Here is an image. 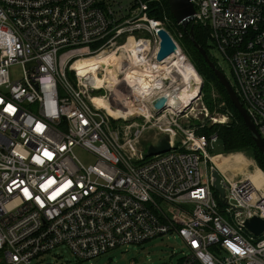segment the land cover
Wrapping results in <instances>:
<instances>
[{
  "label": "built area",
  "instance_id": "2783aa9c",
  "mask_svg": "<svg viewBox=\"0 0 264 264\" xmlns=\"http://www.w3.org/2000/svg\"><path fill=\"white\" fill-rule=\"evenodd\" d=\"M189 1L190 23L205 28L264 143V0ZM161 4L0 0V264H35L58 246L90 260L168 234L188 248L178 264H264V232L254 235L244 226L249 217L264 219L263 174L257 184L220 175V197L203 168L216 135L169 126L163 132L171 148L145 157L134 148L144 126L131 123L121 140L113 116L91 100L99 88L66 68L70 57L113 50L126 88L134 91L138 72L156 83L144 107L153 110L152 100L173 82L155 59L157 31L177 48L153 15ZM125 98L133 105L134 97ZM134 111L118 117H144ZM75 146L93 163H79Z\"/></svg>",
  "mask_w": 264,
  "mask_h": 264
},
{
  "label": "rangeland",
  "instance_id": "374dc122",
  "mask_svg": "<svg viewBox=\"0 0 264 264\" xmlns=\"http://www.w3.org/2000/svg\"><path fill=\"white\" fill-rule=\"evenodd\" d=\"M160 21L164 24L166 30L171 33L167 25H165V21L163 19ZM185 28H182V30H186ZM171 34L177 44L175 51L183 58L180 64L174 63L176 61L175 57H171L169 61L167 60V64L164 63L163 72L167 73L168 77L171 76L173 82L168 88H164V90L159 91V93L171 91L173 92L172 94L175 95L181 88L182 96L172 100V103H170L168 107H165L158 113H154V110L148 107V111L146 112L148 116H132L126 121L118 117L122 116V113H119L118 116L110 117V124L120 132L121 140L126 138L125 133L131 132L134 125L131 123L135 122L137 125L144 126V133L141 134L134 144L136 151L144 152L147 145L155 143L161 135L165 134L163 130H165L167 126L179 132L188 129L196 136L215 134L217 137L216 130L212 129V125H222L227 123L230 119L229 110L212 82H209V80L206 81L205 77L196 70L190 54H188V50L179 45L178 39L181 37L182 32L178 31L175 35H173V33ZM98 44L99 43L90 45V49H94ZM112 51L113 50H111L110 53H112ZM207 51L208 54L215 59L228 82L232 84V77L228 66L222 60L216 49L212 45H209ZM75 53H79V51H74L72 54ZM95 54L96 53L93 55L70 57V60L66 64V68L72 65L78 58L94 56ZM113 62L116 63L115 58ZM168 66L169 68L166 70ZM68 75L70 78H73L71 73ZM109 82V80H106V82H104L106 87L99 88L95 93H91V95L105 97L112 106H114L113 104L116 105L120 99H124L121 102L124 101L127 108L130 107L132 114L135 112L138 113V111H134L136 107L135 101L131 100L133 105H130L131 102L127 103L125 99V97H134L135 92L126 88V86L122 84V81L115 88L109 90V88H107V86L111 84ZM203 83L206 84V88L201 90ZM188 87L192 88L188 90ZM197 91L199 92L197 96H195ZM154 92H156V90H154ZM146 100L147 98L145 97V99H143V101H145L143 102V106L146 105ZM204 127L205 129H202ZM209 151L208 158H205L203 163V168H205L206 171L216 169L219 174L225 178L233 176V178H231L233 180L239 179L245 173L255 171V169L264 175V161L254 158L253 150L249 147L224 151L221 149L220 142L217 139L213 148ZM71 153L82 165H88L94 161V157L89 152L77 146L71 149ZM135 154L138 155V153ZM215 156L225 157L228 168L222 170L221 166L215 163L213 159ZM183 208L189 210V206H183ZM188 252L187 246L178 236L168 234L153 238L141 244H129L115 248L90 260H78L66 247L58 246L50 253L35 259L34 262L35 264H178L179 260L185 254H188Z\"/></svg>",
  "mask_w": 264,
  "mask_h": 264
},
{
  "label": "water",
  "instance_id": "95a60500",
  "mask_svg": "<svg viewBox=\"0 0 264 264\" xmlns=\"http://www.w3.org/2000/svg\"><path fill=\"white\" fill-rule=\"evenodd\" d=\"M166 4L169 15L174 23L179 24L182 28H185L186 25L190 24L193 7L189 0H166ZM186 35L190 39L197 53L201 56L203 62L207 65L217 82L221 85L227 97V100L229 101L233 109L237 112L246 130L251 135V141L253 142V145L264 157V143L254 125L252 124L250 118L246 114L242 104L234 93L231 84L228 82L223 72L218 69L214 62L209 58V55L203 49V47H201L194 41L191 26L186 29ZM157 36L159 38V43L157 52L155 54V59L157 61H161L175 51V45L173 44L170 36L163 29H159L157 31ZM166 83L167 81L164 80V84ZM198 92L199 91H197L195 96H197ZM166 100L167 96L165 95L158 96L152 100L151 105L153 107L154 113H158L165 107H168ZM170 148L171 147L168 144V136L166 134H163L156 140L154 144L147 145L144 151V156L150 157L153 155H158L168 151ZM210 176L212 178L213 189L218 193L220 197H222L224 190L222 178L219 172L216 169H213L210 172ZM244 226L254 235H260L262 232H264V219L258 216L249 217L245 220Z\"/></svg>",
  "mask_w": 264,
  "mask_h": 264
},
{
  "label": "trees",
  "instance_id": "16d2710c",
  "mask_svg": "<svg viewBox=\"0 0 264 264\" xmlns=\"http://www.w3.org/2000/svg\"><path fill=\"white\" fill-rule=\"evenodd\" d=\"M162 9L161 11L155 12L153 15L155 18H158L162 20V16L166 18L165 25H167V28L170 30L173 35L176 34V32L181 31L182 35L178 39L179 45L183 46L185 49L188 50V54H190V57L192 59V62L196 68L197 71L201 75L205 77V80H209V82H212L218 93L220 94L222 100L224 101L227 109L229 110V121L225 124H213L212 129L216 130L217 139L220 142V147L222 150H233V149H240L249 147L253 150L254 158H258L262 161H264V157L261 155V153L256 149V147L253 145V142L251 141V135L246 130L245 126L243 125L239 115L237 112L233 109L229 101L227 100V97L221 87V85L217 82L214 75L210 71V69L207 67V65L203 62L201 56L197 53L194 46L192 45L190 39L186 35V30H182L180 25H176L172 18L169 15L166 0H162ZM189 26H191L192 30V36L194 41L199 44L203 49L207 52V48L209 45L206 41L207 32L205 28L196 25V24H188L186 25L185 29H188ZM170 35L172 36V34ZM209 55V54H208ZM209 58L212 60V58L209 55ZM213 61V60H212ZM203 88H206V84H202L201 90ZM202 129H205L202 128ZM214 161L217 165H220L222 170L228 168V163L225 159V157L222 156H215ZM247 173L243 175V177H246Z\"/></svg>",
  "mask_w": 264,
  "mask_h": 264
},
{
  "label": "bare ground",
  "instance_id": "6f19581e",
  "mask_svg": "<svg viewBox=\"0 0 264 264\" xmlns=\"http://www.w3.org/2000/svg\"><path fill=\"white\" fill-rule=\"evenodd\" d=\"M171 57H175L176 61L175 64H180L182 62L181 55L179 53H176L174 51L172 54L167 56L165 59H163L160 64V69L163 70L164 63L167 64L169 59ZM115 56L110 52H101L94 56L84 57V58H78L76 59L73 64L72 68L76 69L78 74L80 73L82 77H88L90 79L91 85L97 88L106 87L105 83L106 80H109L111 84L107 86L109 90L112 88H115L121 81L118 80V76L121 73V67L122 64L118 62V60L115 58L116 63H114ZM168 60V61H167ZM112 65V66H110ZM115 67V68H114ZM100 69V74L96 72L95 69ZM168 67H166L167 70ZM169 70V69H168ZM137 76L135 77L136 86L133 88L135 91L134 101H135V110L141 111L143 116H147L146 111H144L143 106V99L152 91V88H155L154 85L151 86L152 82H149L148 80L142 79L140 77V73H136ZM188 80V79H187ZM189 81V80H188ZM118 88V87H117ZM192 87H188L187 89L190 90ZM154 92V91H153ZM173 92H162L160 94L167 96V105L169 106L170 103H172V100L179 98L182 96L181 94V88L178 90L177 94L173 95ZM122 95V94H121ZM125 96V95H124ZM131 96V95H130ZM185 96V95H184ZM92 97L91 100L97 103V107L103 108L106 113L112 115V116H118L119 113H122L123 115L132 114L130 107L127 108L125 105H118V106H112L110 107V103L103 97L100 96H90ZM126 99V98H125ZM246 178L249 179L254 184L260 183L263 180V176L261 172L255 169V171L247 172Z\"/></svg>",
  "mask_w": 264,
  "mask_h": 264
},
{
  "label": "crops",
  "instance_id": "0c3cea01",
  "mask_svg": "<svg viewBox=\"0 0 264 264\" xmlns=\"http://www.w3.org/2000/svg\"><path fill=\"white\" fill-rule=\"evenodd\" d=\"M231 178H233V176H229V178H228V179H231Z\"/></svg>",
  "mask_w": 264,
  "mask_h": 264
}]
</instances>
